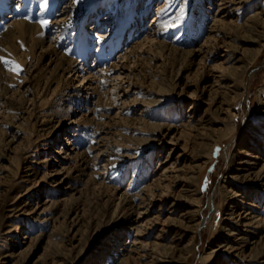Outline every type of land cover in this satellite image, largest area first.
I'll return each mask as SVG.
<instances>
[{"label": "rangeland", "instance_id": "rangeland-1", "mask_svg": "<svg viewBox=\"0 0 264 264\" xmlns=\"http://www.w3.org/2000/svg\"><path fill=\"white\" fill-rule=\"evenodd\" d=\"M233 4L187 0L179 19L184 0H49L43 12L39 0H0V56L23 67L17 74L0 62V204L17 207L15 226L0 219V264H145L156 235L174 234L163 220L179 214L172 206L179 167L205 153L194 142L202 132L220 139L200 172L203 218L211 196L218 205L220 187L235 181L228 177L240 166L230 162L235 153L255 148L264 159V53L245 80L235 75L229 83L246 92L237 98L233 133L217 111L228 78L219 77L222 66L251 47L236 23L254 4ZM236 182L249 200L262 192ZM253 201L252 210L264 213V198ZM122 203L131 217L110 221ZM223 212L197 228L195 249L183 251L187 264H204L203 253L224 234ZM216 259L240 257L219 252Z\"/></svg>", "mask_w": 264, "mask_h": 264}, {"label": "bare ground", "instance_id": "bare-ground-1", "mask_svg": "<svg viewBox=\"0 0 264 264\" xmlns=\"http://www.w3.org/2000/svg\"><path fill=\"white\" fill-rule=\"evenodd\" d=\"M225 1L233 2V9L239 10L249 2H253V6L255 7L253 10L247 12V15L245 14L246 16L242 15V12H240L238 18L244 20L236 23V28L239 34H242L243 40L251 43V47L246 51V58H238L235 62L236 64L223 65L222 74L219 76L220 78L223 76L228 77V82L226 81L223 85H220L225 87V95L217 111H222L227 115L228 126L226 131L233 133L237 127L235 112L237 98L246 92L245 87L242 85L236 84L235 82L234 85H229V83L234 79L235 75H240L242 80H245L244 76L247 74L249 67L264 53V1L259 4L255 2V0ZM233 46L236 49H240L237 45ZM233 55L234 54H231V57ZM263 93L264 86L260 90V100ZM261 112H264V108ZM248 122L245 128L248 132L253 133L254 123L253 121ZM213 128L217 129L218 127L215 126ZM201 134L202 135L199 136L198 139L196 138L194 142L197 143L198 140V143H204L203 148L206 149L205 153L202 152L204 151V149H202V154L199 153L192 158L187 157L184 164L179 167L180 171L178 176L181 178L179 184L180 192L175 196L172 203L173 207L180 205L178 209L179 214L177 217L169 214V216L163 220L164 223L167 222L169 224V229L175 227L174 234L169 239H164L162 241L159 240L162 237V232L156 235L154 250L147 248L143 253V256L148 257L145 264H187L186 256L195 249L194 245L197 228L207 224L213 218V214L220 210L221 206H224V225L222 227L224 234H222V238L218 239L216 244L211 245L209 249L203 253L202 259L204 264H223V262H219V260L216 259L219 252L230 255L234 254V256L240 257V260L234 264H254L255 260H262L264 263V213L252 210V208L258 207L253 200L264 198V159L256 152L255 148H247L245 149V153L238 152V155L235 153L236 155L234 154L232 156L230 162L238 163L240 166L237 168L236 173L229 172L228 175L230 180L235 181L234 183L225 184L223 187H220V192L223 194V201L221 200V203L218 205L216 204L215 197L211 196L208 204L211 213L209 216L203 218L200 216L204 199L201 195V183L199 182L200 172L204 168H207L208 163L215 156L214 150L220 139L217 137V132H215V130L202 132ZM260 140L261 136L258 137V143ZM199 151V147L198 150L195 149V153ZM260 158H262L263 161H260ZM189 160L190 162L188 163L187 161ZM236 180L255 184L262 188L263 193L261 191H253L252 200H249L250 198H248L247 195L248 189L245 186L241 189L236 188ZM216 195L218 194L216 193ZM14 198L16 199V197ZM248 201L249 207H245V203ZM126 203H129L128 206L131 208L139 206L138 203L131 201V199ZM126 203H122V205L116 208L114 214L110 217V221L116 222L131 217V214L125 212V208L128 207L125 205ZM3 205L4 203L0 204V219L6 221V223H4L6 226H15L11 220L16 214L17 207L5 210L3 209ZM170 212H172L171 209ZM140 216L141 214L139 217ZM217 216L218 214L215 217L217 218ZM133 220L138 221V217L133 218ZM8 232H10V230ZM185 235H190L191 239L188 243L180 246L182 238ZM137 238L138 236L136 235V239ZM148 245L147 242H144V246ZM183 253L186 254L185 257H183Z\"/></svg>", "mask_w": 264, "mask_h": 264}, {"label": "snow or ice", "instance_id": "snow-or-ice-1", "mask_svg": "<svg viewBox=\"0 0 264 264\" xmlns=\"http://www.w3.org/2000/svg\"><path fill=\"white\" fill-rule=\"evenodd\" d=\"M48 3H49V0H39V7H40V10L43 12L45 9H47L48 7ZM186 4H187V0H184V6L180 7L179 9V19H182L184 14H185V7H186ZM162 12H166L167 9H161ZM25 19H29L31 20L32 17L31 16H25ZM42 27L44 28H47L50 26L51 24V21L48 20V19H41L39 21H37ZM167 23L164 24V27H167ZM0 62L3 63V65L5 66L6 69L12 71V72H15L17 74H19L20 72L23 71V67L22 65H20L16 60L14 59H9L5 56H0Z\"/></svg>", "mask_w": 264, "mask_h": 264}]
</instances>
